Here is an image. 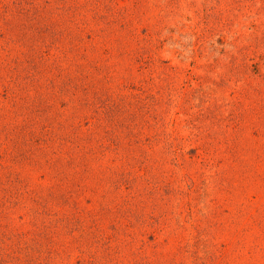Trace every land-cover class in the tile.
I'll use <instances>...</instances> for the list:
<instances>
[{"label":"rangeland","instance_id":"1","mask_svg":"<svg viewBox=\"0 0 264 264\" xmlns=\"http://www.w3.org/2000/svg\"><path fill=\"white\" fill-rule=\"evenodd\" d=\"M0 264H264V0H0Z\"/></svg>","mask_w":264,"mask_h":264}]
</instances>
